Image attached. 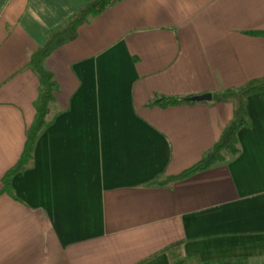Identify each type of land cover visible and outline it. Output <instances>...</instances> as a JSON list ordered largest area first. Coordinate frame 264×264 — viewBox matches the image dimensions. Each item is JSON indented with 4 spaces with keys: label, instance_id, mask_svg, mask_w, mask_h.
<instances>
[{
    "label": "crops",
    "instance_id": "obj_1",
    "mask_svg": "<svg viewBox=\"0 0 264 264\" xmlns=\"http://www.w3.org/2000/svg\"><path fill=\"white\" fill-rule=\"evenodd\" d=\"M91 0H0V189L35 115L31 54ZM264 0H121L44 60L54 100L32 158L0 195V264H264V91L237 152L190 177L232 100L160 107L264 77Z\"/></svg>",
    "mask_w": 264,
    "mask_h": 264
},
{
    "label": "trees",
    "instance_id": "obj_2",
    "mask_svg": "<svg viewBox=\"0 0 264 264\" xmlns=\"http://www.w3.org/2000/svg\"><path fill=\"white\" fill-rule=\"evenodd\" d=\"M121 0H91L80 8L76 13L67 18L63 24L53 28L47 35L44 46L34 51L29 59V67L33 70L39 79L38 95L34 102L35 115L32 123L26 130V138L22 153L13 167L5 172L2 177L1 194L11 195L12 177L19 171H22L32 158L34 145L39 133L47 124L46 116L49 111L50 103L54 100V90L56 83L53 74L44 67V60L48 54L59 44L71 40L77 31V28L87 22L112 5ZM254 35H263L264 32H254ZM264 91V77L253 79L246 85L237 89H229L223 92L213 94L215 101L232 100L234 103L231 119L226 124L220 139L215 143L199 161L186 168L177 175L169 176L157 182L165 184L170 181L181 180L190 177L200 171H203L215 163L224 159V152L234 155L237 152V133L241 127L249 123L246 117V98L249 95ZM193 96H159L150 105L166 107L183 103H191ZM168 264H246L240 260H217L202 261L197 255L182 256L180 245L175 244L167 250Z\"/></svg>",
    "mask_w": 264,
    "mask_h": 264
},
{
    "label": "water",
    "instance_id": "obj_3",
    "mask_svg": "<svg viewBox=\"0 0 264 264\" xmlns=\"http://www.w3.org/2000/svg\"><path fill=\"white\" fill-rule=\"evenodd\" d=\"M211 97L210 94H203L199 96H193L192 100H203V99H209Z\"/></svg>",
    "mask_w": 264,
    "mask_h": 264
}]
</instances>
